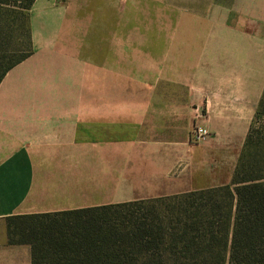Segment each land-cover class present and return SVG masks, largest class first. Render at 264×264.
<instances>
[{
	"label": "crops",
	"instance_id": "1",
	"mask_svg": "<svg viewBox=\"0 0 264 264\" xmlns=\"http://www.w3.org/2000/svg\"><path fill=\"white\" fill-rule=\"evenodd\" d=\"M129 1L128 20L122 0L29 11L32 53L0 83V264H31L29 246L7 243L8 217L231 182L264 92V0H196L191 34L136 30L154 0ZM195 125L208 135L191 144Z\"/></svg>",
	"mask_w": 264,
	"mask_h": 264
},
{
	"label": "trees",
	"instance_id": "2",
	"mask_svg": "<svg viewBox=\"0 0 264 264\" xmlns=\"http://www.w3.org/2000/svg\"><path fill=\"white\" fill-rule=\"evenodd\" d=\"M34 2L0 0V35L14 32L11 21L17 19L16 30L32 46L28 15ZM31 53L1 48L0 83ZM261 118L264 92L228 185L8 217L7 243L29 246L31 264H264V122L255 126Z\"/></svg>",
	"mask_w": 264,
	"mask_h": 264
},
{
	"label": "rangeland",
	"instance_id": "3",
	"mask_svg": "<svg viewBox=\"0 0 264 264\" xmlns=\"http://www.w3.org/2000/svg\"><path fill=\"white\" fill-rule=\"evenodd\" d=\"M129 0H122L121 4V15L122 19H127L129 16L135 14V9L130 8L128 4ZM27 14V13H26ZM18 18V17H15ZM3 18L0 17V30L2 29ZM12 26L15 27L14 32H10V35H0V49H17L18 53L21 51H28L32 49V46L23 38V32L16 30V26L19 25V20L13 19ZM111 25H106L108 28ZM136 30L139 31H162L166 34L178 32V33H196V0H154V6L152 9V25L149 27L146 25H136ZM19 29V27H17ZM134 26L129 23L121 24V31H134ZM82 43H86L87 39H82ZM88 42H92L91 40ZM144 40H122L121 45L123 46H132L137 44L136 46H144ZM169 43H174L173 46L176 47L178 44L182 42H187L191 45L196 43V40L189 39L182 41L180 39L177 40H169ZM27 43V44H25ZM131 44V45H130ZM135 46V45H134ZM17 55V54H16ZM196 115V114H195ZM264 122V118L257 123L255 126L262 125Z\"/></svg>",
	"mask_w": 264,
	"mask_h": 264
},
{
	"label": "built area",
	"instance_id": "4",
	"mask_svg": "<svg viewBox=\"0 0 264 264\" xmlns=\"http://www.w3.org/2000/svg\"><path fill=\"white\" fill-rule=\"evenodd\" d=\"M197 117H202V115L198 114ZM208 133L207 131L199 125H195L190 133V143L191 144H198L202 142L206 137Z\"/></svg>",
	"mask_w": 264,
	"mask_h": 264
}]
</instances>
